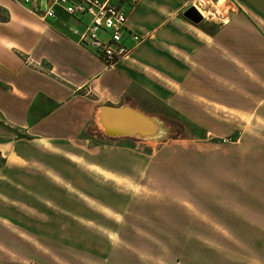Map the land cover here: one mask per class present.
I'll list each match as a JSON object with an SVG mask.
<instances>
[{
  "label": "crops",
  "instance_id": "1",
  "mask_svg": "<svg viewBox=\"0 0 264 264\" xmlns=\"http://www.w3.org/2000/svg\"><path fill=\"white\" fill-rule=\"evenodd\" d=\"M192 5L207 13L198 24L183 16ZM0 9V264L129 254L113 239L136 204L121 185L151 156L105 136L98 106L150 115L157 101L206 131L223 111L264 112V0H139L127 24L145 40L113 68L73 42L62 12Z\"/></svg>",
  "mask_w": 264,
  "mask_h": 264
},
{
  "label": "rangeland",
  "instance_id": "2",
  "mask_svg": "<svg viewBox=\"0 0 264 264\" xmlns=\"http://www.w3.org/2000/svg\"><path fill=\"white\" fill-rule=\"evenodd\" d=\"M144 109L165 136L134 140L151 162L121 185L136 204L115 264H264V112L223 111L206 131L157 101Z\"/></svg>",
  "mask_w": 264,
  "mask_h": 264
},
{
  "label": "built area",
  "instance_id": "3",
  "mask_svg": "<svg viewBox=\"0 0 264 264\" xmlns=\"http://www.w3.org/2000/svg\"><path fill=\"white\" fill-rule=\"evenodd\" d=\"M12 1L43 20H55L62 12L73 42L106 68L126 60L145 40L127 24L129 11L139 0H49L44 11L34 0Z\"/></svg>",
  "mask_w": 264,
  "mask_h": 264
},
{
  "label": "water",
  "instance_id": "4",
  "mask_svg": "<svg viewBox=\"0 0 264 264\" xmlns=\"http://www.w3.org/2000/svg\"><path fill=\"white\" fill-rule=\"evenodd\" d=\"M183 16L194 24L203 21V17L189 6ZM96 123L100 131L107 137H130L140 140L164 137L161 122L130 105L112 106L103 104L97 107Z\"/></svg>",
  "mask_w": 264,
  "mask_h": 264
},
{
  "label": "bare ground",
  "instance_id": "5",
  "mask_svg": "<svg viewBox=\"0 0 264 264\" xmlns=\"http://www.w3.org/2000/svg\"><path fill=\"white\" fill-rule=\"evenodd\" d=\"M196 10L198 9V6H196V5H192ZM202 6V5H201ZM198 12H199V14L203 17V19H204V15L206 16L207 15V13L203 10H201V8H199L198 10H197ZM213 13V12H212ZM210 15V14H209ZM216 16V15H215ZM217 17V16H216ZM215 17V18H216ZM209 18H210V16H209Z\"/></svg>",
  "mask_w": 264,
  "mask_h": 264
},
{
  "label": "trees",
  "instance_id": "6",
  "mask_svg": "<svg viewBox=\"0 0 264 264\" xmlns=\"http://www.w3.org/2000/svg\"><path fill=\"white\" fill-rule=\"evenodd\" d=\"M5 13V12H4ZM0 14H1V9H0ZM6 14V13H5ZM2 17V16H1ZM6 18V16H4V17H2V19H5ZM1 19V18H0Z\"/></svg>",
  "mask_w": 264,
  "mask_h": 264
}]
</instances>
